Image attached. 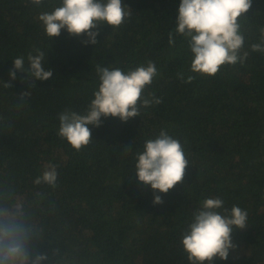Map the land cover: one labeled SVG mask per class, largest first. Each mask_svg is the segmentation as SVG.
Wrapping results in <instances>:
<instances>
[{"label":"trees","instance_id":"trees-1","mask_svg":"<svg viewBox=\"0 0 264 264\" xmlns=\"http://www.w3.org/2000/svg\"><path fill=\"white\" fill-rule=\"evenodd\" d=\"M121 2L132 10L124 23L102 26L98 44L82 46L83 37L64 30L50 39L38 20L60 0H0V223L26 235V264L38 256L45 257L38 264H190L183 233L203 200L220 198L248 215L233 232L235 249L213 264H264V53L250 48L262 42L264 0H252L238 18L247 58L213 77L190 71L188 44L175 34L180 0ZM35 49L52 77L31 87L17 73L4 87L12 61L23 56L27 66ZM147 61L158 75L144 95L162 102L127 122L101 118L93 141L73 150L58 135V115L86 112L99 86L97 65L127 72ZM161 130L180 141L189 167L154 205L150 187L132 175L135 154ZM49 163L57 166L56 186L34 183Z\"/></svg>","mask_w":264,"mask_h":264},{"label":"clouds","instance_id":"clouds-1","mask_svg":"<svg viewBox=\"0 0 264 264\" xmlns=\"http://www.w3.org/2000/svg\"><path fill=\"white\" fill-rule=\"evenodd\" d=\"M40 5L43 0H30ZM252 6V0H180L175 19V34L183 37L192 55L190 71L206 77L215 76L221 66L242 63L248 56L244 48V36L238 18L244 17ZM131 9L121 0H60L59 6L51 11L41 12L38 20L50 39L59 37L61 30L70 37L81 39L82 46L97 45L99 29L107 25L118 28L130 16ZM262 42L253 43V52L264 53V28ZM174 43V34L169 33V44ZM35 54L19 56L12 61L9 71L11 87L17 73L25 74L30 86L35 81H46L52 77L47 68L45 53L35 49ZM99 86L93 92V99L84 114L65 109L58 115V135L75 151L89 145L92 129L102 126V119L118 118L127 122L139 117L141 109L158 105L162 101L154 94L144 95L145 88L152 84L158 75L153 61L122 71L108 66L96 67ZM183 80V74H178ZM194 76H188L190 83ZM29 92L21 93L22 97ZM91 126V127H90ZM125 153L132 151L131 142L122 146ZM135 176L138 183L149 186L153 193V204L163 203L162 195L167 194L177 184L183 182L189 160L180 141L161 130L155 139L144 143L143 151L135 154ZM57 166L49 163L41 176L34 181L55 187ZM131 177V178H132ZM130 178V180H131ZM248 213L238 206L224 207L220 198H207L192 214V220L183 233L181 245L190 264H213L214 260L225 261L229 252L236 247L232 241L234 230L246 227ZM28 253L26 235L19 225L0 223V264H26ZM45 259L38 256L33 264Z\"/></svg>","mask_w":264,"mask_h":264}]
</instances>
